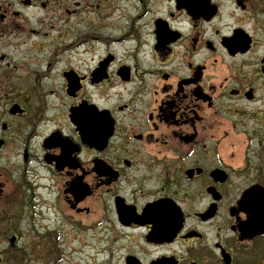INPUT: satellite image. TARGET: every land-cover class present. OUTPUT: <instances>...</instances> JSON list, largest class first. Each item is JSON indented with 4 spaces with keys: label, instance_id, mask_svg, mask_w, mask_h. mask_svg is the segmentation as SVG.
Returning a JSON list of instances; mask_svg holds the SVG:
<instances>
[{
    "label": "flooded vegetation",
    "instance_id": "af4514ba",
    "mask_svg": "<svg viewBox=\"0 0 264 264\" xmlns=\"http://www.w3.org/2000/svg\"><path fill=\"white\" fill-rule=\"evenodd\" d=\"M263 195L264 0H0V264H264Z\"/></svg>",
    "mask_w": 264,
    "mask_h": 264
},
{
    "label": "rangeland",
    "instance_id": "374dc122",
    "mask_svg": "<svg viewBox=\"0 0 264 264\" xmlns=\"http://www.w3.org/2000/svg\"><path fill=\"white\" fill-rule=\"evenodd\" d=\"M258 130V126L255 127V131ZM260 145V142L258 138H255V155L258 153V146ZM257 163V160L255 161V164ZM38 224L39 228L42 232H45L46 229L49 227H54L57 225H63L61 215L56 214L54 211H50L48 209L44 208V215L38 217ZM63 230L66 231L65 235L61 239L62 241V250L65 252L63 254V261L61 264H88L92 260L89 258L95 254V250L89 247H82V244L78 240L75 239V236L77 233H73V231L68 230V227H63ZM85 237L81 238V241H84ZM94 242L93 240H89ZM95 245H99L96 243ZM91 255V256H90ZM89 256V258H88ZM87 257V258H86Z\"/></svg>",
    "mask_w": 264,
    "mask_h": 264
},
{
    "label": "water",
    "instance_id": "95a60500",
    "mask_svg": "<svg viewBox=\"0 0 264 264\" xmlns=\"http://www.w3.org/2000/svg\"><path fill=\"white\" fill-rule=\"evenodd\" d=\"M258 188L262 189V187H260V186H255V195L259 196V198H260V197H262V193L257 191Z\"/></svg>",
    "mask_w": 264,
    "mask_h": 264
},
{
    "label": "trees",
    "instance_id": "16d2710c",
    "mask_svg": "<svg viewBox=\"0 0 264 264\" xmlns=\"http://www.w3.org/2000/svg\"><path fill=\"white\" fill-rule=\"evenodd\" d=\"M22 257H23V256H19V259L22 260Z\"/></svg>",
    "mask_w": 264,
    "mask_h": 264
}]
</instances>
